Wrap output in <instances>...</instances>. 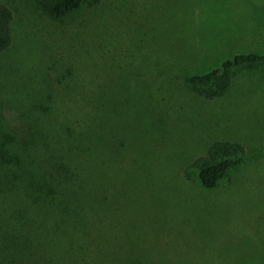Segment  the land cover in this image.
I'll use <instances>...</instances> for the list:
<instances>
[{
  "label": "rangeland",
  "instance_id": "1",
  "mask_svg": "<svg viewBox=\"0 0 264 264\" xmlns=\"http://www.w3.org/2000/svg\"><path fill=\"white\" fill-rule=\"evenodd\" d=\"M44 1L0 0L13 15L12 43L0 54L3 109L26 95L53 104L60 120L78 119L79 107L101 108L105 90L130 92L111 111L121 123L111 128L126 137L106 185L130 259L264 264V65L235 70L213 100L183 82L185 71L264 54V0H100L60 22ZM215 141L242 145L246 160L205 189L194 163H208Z\"/></svg>",
  "mask_w": 264,
  "mask_h": 264
},
{
  "label": "trees",
  "instance_id": "2",
  "mask_svg": "<svg viewBox=\"0 0 264 264\" xmlns=\"http://www.w3.org/2000/svg\"><path fill=\"white\" fill-rule=\"evenodd\" d=\"M99 3L45 0L41 6L51 21L60 22ZM12 20L10 8L0 3V54L12 43ZM262 65L264 54H239L211 69L185 71L183 82L213 100L227 92L235 70ZM102 94L101 108L85 113L79 107L85 115L78 119L66 114L60 120L53 104L38 105L26 95L14 96L7 101L14 105L4 109L0 105V264H143L130 259L129 235L119 226L106 187L107 167L115 164L112 156L120 155L126 137L122 127L111 128V122L120 123L111 111L128 104L131 95L118 88ZM93 99L91 91L85 101ZM124 112L129 117L133 110ZM206 155L207 164L194 163L205 189L215 188L246 160L242 145L233 142L215 141Z\"/></svg>",
  "mask_w": 264,
  "mask_h": 264
}]
</instances>
